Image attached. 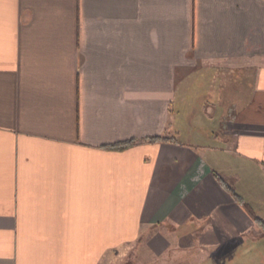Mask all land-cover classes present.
Here are the masks:
<instances>
[{
  "label": "crops",
  "instance_id": "crops-1",
  "mask_svg": "<svg viewBox=\"0 0 264 264\" xmlns=\"http://www.w3.org/2000/svg\"><path fill=\"white\" fill-rule=\"evenodd\" d=\"M229 187L264 220V0H0V264H264Z\"/></svg>",
  "mask_w": 264,
  "mask_h": 264
},
{
  "label": "trees",
  "instance_id": "trees-1",
  "mask_svg": "<svg viewBox=\"0 0 264 264\" xmlns=\"http://www.w3.org/2000/svg\"><path fill=\"white\" fill-rule=\"evenodd\" d=\"M161 138L162 137H159V136L150 137L151 140H159ZM135 143H136V139H129V140L123 141L121 143L111 145V146H109V148H113V149H117V150H125V149L129 148L130 146L134 145ZM215 176L220 178V176L217 173ZM220 179H222V178H220ZM229 188H230V191L233 193V195L243 204V206L249 211V213L253 216V218H255V220L264 229V220L255 213V211L252 209V207L249 204L245 203L242 200V198L235 192V190L233 188H231V187H229Z\"/></svg>",
  "mask_w": 264,
  "mask_h": 264
},
{
  "label": "rangeland",
  "instance_id": "rangeland-1",
  "mask_svg": "<svg viewBox=\"0 0 264 264\" xmlns=\"http://www.w3.org/2000/svg\"><path fill=\"white\" fill-rule=\"evenodd\" d=\"M190 104V103H189ZM189 106V105H188ZM187 110L189 111V114L191 115L193 112H194V107H187ZM199 125H197V127H198ZM201 127H203V125L201 124L200 125ZM205 126H206V124H205ZM193 130L195 131L196 130V127H194L193 128Z\"/></svg>",
  "mask_w": 264,
  "mask_h": 264
}]
</instances>
